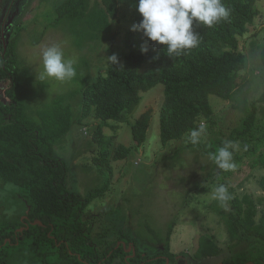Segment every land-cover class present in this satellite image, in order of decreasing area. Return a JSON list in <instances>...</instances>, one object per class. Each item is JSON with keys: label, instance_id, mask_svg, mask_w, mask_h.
<instances>
[{"label": "trees", "instance_id": "obj_1", "mask_svg": "<svg viewBox=\"0 0 264 264\" xmlns=\"http://www.w3.org/2000/svg\"><path fill=\"white\" fill-rule=\"evenodd\" d=\"M128 1L138 9V15L124 37L128 51L124 61L97 68L84 80L81 89L38 109V120L27 113V97L18 71V40L12 38L4 48L0 47V84L8 82L4 91L8 103L0 104V186L12 185L28 203L25 215L14 216H8L0 205V264L181 262L170 248L174 223L163 240V250L153 256L143 254L135 242L132 248L133 240L125 235L104 241L100 246L93 237L95 223L86 217V210L109 190L110 165L103 164L105 156L96 159L101 171H109V179L102 187L82 196L69 189L68 170L56 157L55 145L71 131L73 98L81 97L80 121L91 114L99 121L94 131L99 139L111 121L126 122L141 103L142 93L159 85L164 86L160 112L163 145L196 134L201 129V120L213 121L210 96L229 102L238 98V81L247 67L238 36L259 16V0ZM119 10L120 0H66L57 7V17L45 26V31L69 29L80 49L92 43H114L118 36L113 22ZM185 14L188 20L175 34L154 29L157 21L171 22ZM262 58L264 61V49ZM153 60L159 68L143 74V65ZM243 114L239 126L229 135L199 147L212 160L221 162L224 152L232 144H238L245 152L237 160L249 158L252 169L264 171V91L257 100L244 102ZM149 128L148 117L132 126L133 139L139 148L146 143ZM189 147L192 148L191 145L186 148ZM130 153L131 148L121 146L116 157L126 159ZM232 174L231 170L227 173ZM219 180L214 179L213 185L203 192L218 187ZM259 186L264 193V176ZM263 202L264 196L256 200L245 194L230 199V210L215 206L227 228L229 254L225 255L213 236L204 234L193 256L195 262L213 264L212 261L221 258L223 264H264V211L260 212ZM243 243L249 245V250L234 254ZM128 248L135 250L134 256L133 252H127ZM205 259L210 261L203 263Z\"/></svg>", "mask_w": 264, "mask_h": 264}, {"label": "rangeland", "instance_id": "obj_2", "mask_svg": "<svg viewBox=\"0 0 264 264\" xmlns=\"http://www.w3.org/2000/svg\"><path fill=\"white\" fill-rule=\"evenodd\" d=\"M65 1L0 0V47L4 48L12 38L18 40L22 91L27 97L28 116L36 120L38 109L81 89L84 80L97 68L124 61L128 52L124 37L138 15V9L130 1L120 0L119 14L113 22L117 40L114 43H92L80 49L69 29L49 28L45 31V26L56 19L57 7ZM257 7L259 16L238 36L239 49L247 57V67L238 81V98L229 102L210 96L213 121L201 120V129L196 134L163 145L160 138L162 85L142 93L141 103L127 121H111V126L103 130L99 139L94 135L99 124L94 114L80 121L81 97L70 101L73 106L71 131L55 145L56 157L68 170L69 189L85 196L105 184L109 171L100 170L97 158L105 156L103 164L110 165L112 171L109 190L86 210V217L95 223L93 237L100 246L104 241L117 240L125 235L133 240L132 248L135 242L143 254L153 256L163 250V240L174 223L170 248L179 255L180 264H201L195 262L193 256L199 238L204 234L213 236L224 248L225 255L229 254L227 228L214 207L230 210V199L245 194L256 200L263 197L259 180L264 171L252 169L249 158L237 160L245 152L238 144H232L224 152L221 162L205 155L199 145H208L229 135L244 116V102L257 100L264 91V0H259ZM187 20L186 14L171 22L160 20L154 29L175 34ZM157 68L158 62L153 60L145 63L141 72L148 74ZM7 87L8 82L0 84V104L8 103L4 95ZM145 117L150 120V128L146 143L139 148L133 139L132 126ZM189 145L192 148H186ZM121 146L131 148L126 159L116 157ZM176 154L177 158H174ZM230 170L233 174L228 176ZM216 178H220L218 187L204 193ZM8 187L11 188L0 186L1 207L8 216L25 215L28 203L22 192L12 185ZM263 211L264 202L260 206V212ZM148 225L155 235L150 233ZM248 250L249 245L243 243L233 253ZM206 261L210 260L205 259L203 263ZM211 263L223 264L221 258Z\"/></svg>", "mask_w": 264, "mask_h": 264}, {"label": "water", "instance_id": "obj_3", "mask_svg": "<svg viewBox=\"0 0 264 264\" xmlns=\"http://www.w3.org/2000/svg\"><path fill=\"white\" fill-rule=\"evenodd\" d=\"M118 246H120V243L118 244ZM124 247H126V246H124ZM128 251H131V252H133V253H134V254H133V256L135 255V250H134V249H132V248H131V249H130V248H128V249H127V252H128Z\"/></svg>", "mask_w": 264, "mask_h": 264}]
</instances>
